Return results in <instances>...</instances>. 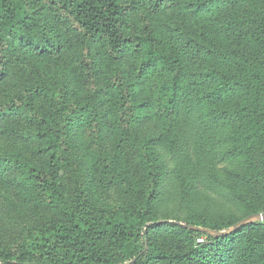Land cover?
<instances>
[{
  "label": "trees",
  "instance_id": "obj_1",
  "mask_svg": "<svg viewBox=\"0 0 264 264\" xmlns=\"http://www.w3.org/2000/svg\"><path fill=\"white\" fill-rule=\"evenodd\" d=\"M2 139L0 264H264V0H0Z\"/></svg>",
  "mask_w": 264,
  "mask_h": 264
},
{
  "label": "rangeland",
  "instance_id": "obj_2",
  "mask_svg": "<svg viewBox=\"0 0 264 264\" xmlns=\"http://www.w3.org/2000/svg\"><path fill=\"white\" fill-rule=\"evenodd\" d=\"M50 70L52 73H56L55 68L50 67ZM38 72H41V70L36 71L30 63L22 64V75L27 77H34ZM41 75L43 77L46 76V74L43 72L41 73ZM9 139L12 140V145L20 148L23 155V151L29 155L28 150L24 147L22 137L12 135L11 137H9ZM5 140L6 139L0 140V154L7 153V150L12 149L10 143ZM165 160L167 163V158H165ZM71 173L72 172L67 173L66 175L71 178ZM104 199L108 204H119L120 202L119 195L114 188H109V190L106 191ZM232 209L234 210L235 214H239V211H241V209L237 206H232ZM182 216H184V214H182ZM38 221L39 219L34 218L30 211L21 209L18 204L14 205L11 202L0 199V245L11 242L23 227L33 226L37 224Z\"/></svg>",
  "mask_w": 264,
  "mask_h": 264
},
{
  "label": "water",
  "instance_id": "obj_3",
  "mask_svg": "<svg viewBox=\"0 0 264 264\" xmlns=\"http://www.w3.org/2000/svg\"><path fill=\"white\" fill-rule=\"evenodd\" d=\"M257 221H264V213L253 214V215L247 216L246 218L242 219L237 224L232 226L224 234H230V233H232L233 231H235L236 229H238L239 227H241V226H243L245 224L253 223V222H257Z\"/></svg>",
  "mask_w": 264,
  "mask_h": 264
}]
</instances>
